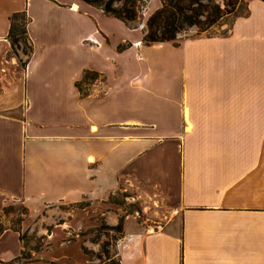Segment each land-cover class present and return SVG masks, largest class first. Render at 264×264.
Listing matches in <instances>:
<instances>
[{
	"label": "crops",
	"instance_id": "1",
	"mask_svg": "<svg viewBox=\"0 0 264 264\" xmlns=\"http://www.w3.org/2000/svg\"><path fill=\"white\" fill-rule=\"evenodd\" d=\"M157 1L130 29L80 0H0V215L72 206L73 232L114 226L111 197L133 191L161 228L123 219L118 264H264V2L223 34L145 45ZM22 252L4 229L0 264Z\"/></svg>",
	"mask_w": 264,
	"mask_h": 264
},
{
	"label": "rangeland",
	"instance_id": "2",
	"mask_svg": "<svg viewBox=\"0 0 264 264\" xmlns=\"http://www.w3.org/2000/svg\"><path fill=\"white\" fill-rule=\"evenodd\" d=\"M157 2L147 0V9ZM235 15L237 12L202 34L215 35L227 31ZM196 33V28H190L181 35ZM22 49L23 47L17 51L23 55ZM87 83L88 80L84 82ZM129 196H133V191H118L110 199L115 209H120L118 222L123 223V219H128L127 223L134 224L135 220L143 229H154V217L150 211L142 209L141 204ZM64 209L66 212L52 211L42 218L41 211L33 210L35 213H27L19 203L6 206L0 215V229L11 228L20 234L23 252L16 260L17 264H118L115 256L121 237V232L117 229L118 223L110 226L101 220L97 225L93 224L79 232H73L72 228L77 227V219H70L72 206H65Z\"/></svg>",
	"mask_w": 264,
	"mask_h": 264
},
{
	"label": "trees",
	"instance_id": "3",
	"mask_svg": "<svg viewBox=\"0 0 264 264\" xmlns=\"http://www.w3.org/2000/svg\"><path fill=\"white\" fill-rule=\"evenodd\" d=\"M80 1L101 9L105 15L122 21L130 29L140 27L144 20V11L147 6V0ZM159 1V8L146 18L145 25L142 28V42L145 45L174 42L179 34L186 32L190 28H196L197 34L201 35L236 12L237 15L235 17L246 16L248 14L247 4L249 0H219L220 2H217L218 0ZM261 1L264 2V0ZM26 24L27 18L24 13H16L10 17L8 37L15 55H17V50L21 47H23L22 53L24 55L29 56L31 52L29 44L26 47V43H28ZM21 65L23 66L24 64L21 62ZM95 75L89 71L84 72L83 82L93 79ZM5 209H3V212ZM117 229L119 232L122 231V221L118 222ZM3 230L0 229V233Z\"/></svg>",
	"mask_w": 264,
	"mask_h": 264
},
{
	"label": "built area",
	"instance_id": "4",
	"mask_svg": "<svg viewBox=\"0 0 264 264\" xmlns=\"http://www.w3.org/2000/svg\"><path fill=\"white\" fill-rule=\"evenodd\" d=\"M153 228L154 229H160L161 228V225L160 224H155ZM152 231H153V229L151 231L148 230V232H152Z\"/></svg>",
	"mask_w": 264,
	"mask_h": 264
}]
</instances>
